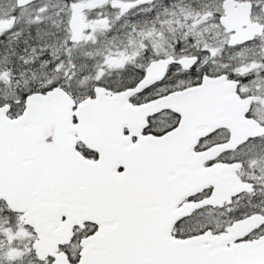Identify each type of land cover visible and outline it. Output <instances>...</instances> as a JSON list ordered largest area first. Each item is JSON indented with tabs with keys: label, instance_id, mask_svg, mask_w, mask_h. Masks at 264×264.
I'll return each instance as SVG.
<instances>
[{
	"label": "snow or ice",
	"instance_id": "obj_1",
	"mask_svg": "<svg viewBox=\"0 0 264 264\" xmlns=\"http://www.w3.org/2000/svg\"><path fill=\"white\" fill-rule=\"evenodd\" d=\"M0 264H264V0H0Z\"/></svg>",
	"mask_w": 264,
	"mask_h": 264
}]
</instances>
